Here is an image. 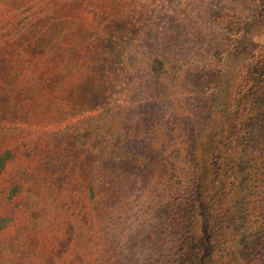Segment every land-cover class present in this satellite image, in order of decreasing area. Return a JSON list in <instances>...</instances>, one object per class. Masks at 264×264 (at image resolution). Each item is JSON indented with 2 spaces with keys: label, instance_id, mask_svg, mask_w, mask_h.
Wrapping results in <instances>:
<instances>
[{
  "label": "rangeland",
  "instance_id": "1",
  "mask_svg": "<svg viewBox=\"0 0 264 264\" xmlns=\"http://www.w3.org/2000/svg\"><path fill=\"white\" fill-rule=\"evenodd\" d=\"M20 3L0 0V264H177L206 203L229 224L264 204V0ZM159 38L179 61L165 88Z\"/></svg>",
  "mask_w": 264,
  "mask_h": 264
},
{
  "label": "trees",
  "instance_id": "2",
  "mask_svg": "<svg viewBox=\"0 0 264 264\" xmlns=\"http://www.w3.org/2000/svg\"><path fill=\"white\" fill-rule=\"evenodd\" d=\"M2 1L5 2V5H7L9 11L11 10V12L19 11V13H21L24 10L20 0ZM106 13H102L100 17L97 15V19H99L101 22V26L103 27H101V29L107 34L111 30L108 26L115 24L118 25L119 22H121L124 18L121 16L118 17L114 12H112V10L107 11ZM3 19L8 18L0 16V26L9 22L8 20L6 21ZM167 28V26L159 25L160 35H165V29ZM196 33L200 35L199 31H196ZM172 41L173 40L159 38L155 44L157 47L155 49V53L149 59L150 70L152 72L149 81L158 85H163L164 88L167 85V80L173 78L175 68L179 64L178 60H173L169 65H167L166 58H169L168 50L174 48ZM90 92L92 98L93 94L96 93L97 90L91 89ZM136 123L137 125L142 124L150 132L156 129L154 137L158 136V129H160V125L157 127L151 119H137ZM231 126L234 128L236 125ZM96 132H98V130ZM94 133L90 131V139H92L93 142L94 139H97L99 136V134ZM193 133V137L195 139L197 136L199 137L203 136V134H206L205 132L201 131L197 125L194 126ZM206 136L210 137L208 134ZM213 139L214 137L212 138L211 134V140ZM196 142L197 141L193 143L194 145L191 151L193 155L190 157V159H188V163L191 165H185L192 173V180L197 182V177L199 174H201V170L203 172L205 165H202L200 159L196 160L197 155L200 153V149ZM227 145L228 143L224 144L225 147H228ZM6 153L7 151L0 155V163L5 158L4 156ZM224 153L225 154H223L221 158L222 164L225 168V179H228L229 173L231 171L237 170L240 172L238 170L239 167H237V163L239 161L234 151L228 152L225 150ZM203 161L206 162L204 159ZM215 178L216 174L212 176V179ZM179 179L182 183L186 184V187L189 185L184 177H179ZM229 180L232 181L233 178H229ZM199 198H201V196H199ZM204 200L207 202V198H204ZM200 205L202 207L203 203ZM257 205L258 208H254L251 215L242 217L241 219L238 218L241 212L240 207L237 208L236 212L234 213L233 222L229 224L227 222L229 219L227 209L222 207L223 205L220 203V201L213 202L209 205L206 203L207 207L203 208V216L201 215L199 218V221H201V232L197 230L198 225L193 227L195 237L197 236L196 240L199 241L200 238V245L198 241H195L194 243H186L183 241L182 253L178 258L177 264H186L184 262V257L188 260V264H264V204L260 206L258 203ZM229 229L232 231H229Z\"/></svg>",
  "mask_w": 264,
  "mask_h": 264
}]
</instances>
